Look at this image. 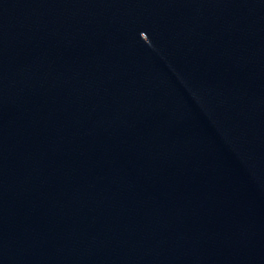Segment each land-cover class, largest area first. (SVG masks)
Listing matches in <instances>:
<instances>
[{
  "label": "water",
  "instance_id": "obj_1",
  "mask_svg": "<svg viewBox=\"0 0 264 264\" xmlns=\"http://www.w3.org/2000/svg\"><path fill=\"white\" fill-rule=\"evenodd\" d=\"M0 264H264V0H0Z\"/></svg>",
  "mask_w": 264,
  "mask_h": 264
}]
</instances>
